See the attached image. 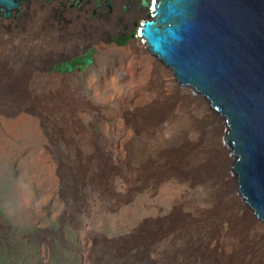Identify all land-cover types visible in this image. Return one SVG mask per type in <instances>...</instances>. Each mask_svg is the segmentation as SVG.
I'll return each instance as SVG.
<instances>
[{"label":"rangeland","instance_id":"rangeland-1","mask_svg":"<svg viewBox=\"0 0 264 264\" xmlns=\"http://www.w3.org/2000/svg\"><path fill=\"white\" fill-rule=\"evenodd\" d=\"M36 7L38 12L50 8L34 0L19 19L29 17ZM69 14L71 22H55L74 26L84 18V13ZM2 21L0 15V264H254L258 255L257 264H264V230L255 225V216H248L240 194L229 191L230 182L217 188L225 190L224 199L234 197L233 207L231 200L227 202L230 209L237 204L235 213L248 223L250 234L241 241L230 215L224 222L204 217L202 212L213 205L202 186L173 203L165 197V187L174 180H147L141 156H160L156 147L165 138L174 144L177 123L187 120L188 110L195 114L198 108L182 104L189 93L179 92L171 71L149 53L159 67L155 78L142 62L130 68L131 55L109 50L111 45L143 43L139 24L123 45L111 41L119 35L117 29L84 24L85 40L54 51L46 42L28 47L16 28ZM93 35L98 37L91 39ZM108 35L111 40L106 43ZM86 44L96 51L93 65L70 74L50 72L61 52L81 50ZM147 72L148 83L162 81L166 73L175 94L152 97V90L148 107L130 104L131 88L145 82ZM56 89H71L82 99L70 104L45 97ZM25 93L28 98L19 102ZM200 107L213 113L206 100ZM149 110L159 122L147 131H134L133 122L146 119ZM68 122L74 125L67 136L63 129ZM216 126L226 147L224 124L217 121ZM84 134L88 139L80 138ZM146 141L151 147L144 150ZM223 156H209L210 165L222 162ZM182 213L184 219L179 218ZM221 252L235 253L224 261L219 259Z\"/></svg>","mask_w":264,"mask_h":264},{"label":"water","instance_id":"water-1","mask_svg":"<svg viewBox=\"0 0 264 264\" xmlns=\"http://www.w3.org/2000/svg\"><path fill=\"white\" fill-rule=\"evenodd\" d=\"M141 41L171 71L178 91L206 100L223 122L226 147L217 171L228 176L248 216L264 227V0H142ZM20 0H0L3 20ZM93 57L68 62L91 66Z\"/></svg>","mask_w":264,"mask_h":264},{"label":"bare ground","instance_id":"bare-ground-1","mask_svg":"<svg viewBox=\"0 0 264 264\" xmlns=\"http://www.w3.org/2000/svg\"><path fill=\"white\" fill-rule=\"evenodd\" d=\"M39 1L41 2V0H39ZM37 9L38 8L36 7L35 12H33L34 9L31 11V13H32L31 15H33L32 17H30L31 16L30 15L27 18H24L22 20L20 19L21 21L18 20V21H20V22H18V24L14 23L15 21H13V20L15 18L2 21V22H6L5 25L12 24L13 28H16V31L20 34V37H21L20 39H23L24 42L26 41L27 44H29L28 47H33L34 45L40 44V43L45 44V42H46L49 46H52L54 51H57V50H62V48L65 45H67V46L68 45H74V44L76 45V43L83 41L87 38L86 33H84L85 28L83 26L84 24H87V22L85 21V18H80L79 23L74 25V26H67V25L66 26H64V25L60 26L58 23L55 22V19L51 16L52 15L51 11H53V13H54V10H52L51 8H48L47 11L45 10L44 12H38ZM74 12L75 11H73V12L70 11L69 16L73 15ZM120 12L121 11H120V5H119L116 9L115 17L114 18L112 17L113 18L112 22L115 23V21H118L116 18V15H118V13H120ZM142 14H144V13L142 12ZM92 24H94V23H92ZM101 25H102V23H101ZM12 26H11V28H12ZM89 26H93V25H89ZM4 27L7 29V26H4ZM108 29L111 30L110 27ZM87 30H88V28H87ZM89 37L91 39L92 38L95 39V37L97 38L98 35H93L92 37L91 36H89ZM44 44H43V46H44ZM143 44L144 43H141V42L140 43L133 42L132 44H130L126 48H117V47L111 45V46H109V50L116 55H126V56L131 55L130 63H129L130 68H132L133 65L138 64L139 62L140 63L142 62V64L144 63L146 65V68L148 69L149 72H153V75L155 78L156 74L158 73L159 67L156 64L155 59L152 58L151 56H149V54H147L149 52H147V49H145L146 48L145 44L144 45ZM5 46L9 47L10 45L5 44ZM68 47H70V46H68ZM33 48H36V47H33ZM40 48L41 47H39V49ZM26 59H29V58H26ZM26 59H24V60H26ZM145 76H146V78L145 77L142 78V80L145 79V82L143 81L139 87L136 88L133 85V87L131 88L132 90L129 89V90H131V93L129 92V94H131V95L130 96L127 95V96L130 97V101L128 100L130 102V104L133 103L135 106H137L139 104H143V106L145 105L144 107H148L150 102L147 101L146 98H147L148 92L150 91V93H151L152 90L155 92V93L153 92L154 95L152 94L153 95L152 97L158 96L160 93H162L163 94L162 97H164V99H165V98L169 97L168 95L173 96L175 94V89H174L173 84L167 85V81H169V79L166 78V77H168V75L166 73H164V75L161 76L162 81L160 80L159 82H155V80H154V83H148L149 76H150L148 72L145 73ZM142 77H143V74H142ZM135 82H137V81H135ZM149 82H150V80H149ZM163 82L165 83V85H163ZM154 84H155V86H152ZM151 86L153 87V89H151ZM175 87H177V86H175ZM56 90H54L55 93H52L53 92L52 91V92L45 94V97H49L51 100L53 98H56V100H54V102L57 101L60 103H62V102L67 103L66 100H68V102L70 104L76 102L77 100L82 99L81 97L76 95L71 89H64V90L63 89H56ZM46 92L47 91L44 90V93H46ZM189 94L186 96L184 95L182 97V104L192 105L191 108H193V107L195 109L198 108V110L195 114H192L195 112V111L191 112V111H193L192 109L188 110L187 111L188 112L187 120L180 125L177 123V129L179 132L178 139L173 144L171 142L169 143L168 139L165 138L164 143L161 144V147L160 146L156 147L157 150L161 149V151H162L161 155L160 156H146V154H144L143 156H141L139 164H141L143 166V168H144L143 171L144 172L146 171L145 173H146L147 178H148L147 180L153 179L154 181H156L158 183L159 182L164 183L165 181H168L171 179L174 180L175 184H172V185L165 187L166 188L165 189V197L169 201H173V203H174V201H176V199L179 200V198H183V197H185V195H189L188 193L191 194V192H189V191H191V189H193L194 187H196L198 185L202 186L207 192V196H208L207 199L210 200L211 202L210 201L209 202L212 203V205H213V207L211 208L210 211L204 210L202 212L204 214V217L205 218L206 217L211 218V219L215 220L216 222H221V221L224 222L225 217L230 215L231 216L230 219L233 222L232 225L235 226L233 228L236 229L235 231L238 234L237 238H238V240H240V238L242 240L244 237H246V235L250 234V233H248L249 232L248 223H247V221L244 220V218H242L241 216H239L238 214L235 213L237 211L236 210L237 204H235L234 210H231L232 208L230 209V207L231 206L233 207V205H234L233 204L234 202L232 201V199L234 197L229 198L231 200V206H230L229 203H227V202H230V200L227 199L228 196L226 198L228 201L226 199H224V196H225L224 191L225 190L217 188L220 185L225 186V182H229V178H228V176H222V171H217L218 166L221 164V162H216L215 164L212 165L213 167L210 165V164H212L211 163L212 161L210 158L219 157L221 159V156L225 152V146L223 145L222 140L217 136V126H216L217 121L214 120L213 113L210 112L209 109H207L206 107H203V108L200 107L203 100L197 102V94H195V93H193V94L191 93L190 95ZM96 96H97V94H96ZM27 98H28V94L25 93L24 95H22L18 98L19 99L18 101L19 102H20V100L25 101ZM46 104H47V102H46ZM133 106H131V107H133ZM144 107H141V108H144ZM134 109H136V107ZM145 109H147V108H145ZM146 116H147V118L144 120H140V121L138 120V121L133 122L134 123V125H133L134 131H140V130L141 131H143V130L147 131L149 129V127H151V126H153L159 122V117H156L157 115L155 113H153L151 110L146 112ZM68 123L70 125H68V127H64V129H63L64 133L67 136L69 135V130H72L71 125H74L73 122H68ZM66 124L67 123H65V125ZM87 130L88 129L85 127L82 128L83 132H87ZM131 135L132 134L130 131V133H128L126 135V137L124 138V139H126V140H124L126 142V144L129 142L128 140L131 137ZM80 138L88 139V135L87 134L81 135ZM124 141L121 142V145L125 144ZM146 143H147V141H146ZM144 145H146L144 147L142 146L144 150H146L145 148L147 146L151 147L150 143H147ZM209 156H212V157H209ZM136 161H138V160H136ZM213 162H215V161H213ZM146 175H144V178ZM174 205H175V207H177L176 204H174ZM174 205H173V207H174ZM176 213H174V214H176ZM184 214L182 213L181 215H179V218L184 219L186 217ZM260 230H264V227H260ZM250 238L248 237V239H250ZM246 240L247 239H245L244 241H246ZM232 250H233V248H232ZM234 253L235 252L231 253L230 255H229V253H227L225 255V253L222 254V252H221L222 255H220L219 259H223L225 261V258L229 259V257L234 255ZM263 256H264V254H263ZM253 258H254L253 259L254 264H257L258 262H260V256L259 255L257 257L255 256Z\"/></svg>","mask_w":264,"mask_h":264},{"label":"flooded vegetation","instance_id":"flooded-vegetation-1","mask_svg":"<svg viewBox=\"0 0 264 264\" xmlns=\"http://www.w3.org/2000/svg\"><path fill=\"white\" fill-rule=\"evenodd\" d=\"M43 3L47 6H50L52 10H54V17L57 22H71L67 17V14L70 11L84 13V18L87 24L96 26V27H104L109 26L112 29H117L119 31V35L111 37L106 36L104 41L109 43L111 40L115 42L125 41L129 36H132V30L138 24L143 22L144 19V7L142 5V0H42ZM22 4V8L20 11L15 13L14 20H20V17H23L27 14L29 10H31L32 4L34 0H20ZM120 5V13L116 15L118 21H113V18L116 14V9ZM135 11V12H134ZM113 17V18H112ZM94 23V24H92ZM102 23V25H101ZM110 23V24H109ZM112 23V24H111ZM99 25V26H98ZM117 44V43H116ZM96 51L91 44H86L81 50H70L66 52H61L60 60L54 62L51 65L50 72H56L63 74L58 71L59 68L65 66L68 62H75L77 59H84L88 56L93 57L95 62ZM93 62V64H94ZM92 64V65H93ZM75 70L83 71L87 68H82L79 65H75ZM72 72V73H73ZM70 74V73H66Z\"/></svg>","mask_w":264,"mask_h":264},{"label":"trees","instance_id":"trees-1","mask_svg":"<svg viewBox=\"0 0 264 264\" xmlns=\"http://www.w3.org/2000/svg\"><path fill=\"white\" fill-rule=\"evenodd\" d=\"M124 42H125V41H119V40L116 41V43H117L118 45H123Z\"/></svg>","mask_w":264,"mask_h":264},{"label":"built area","instance_id":"built-area-1","mask_svg":"<svg viewBox=\"0 0 264 264\" xmlns=\"http://www.w3.org/2000/svg\"><path fill=\"white\" fill-rule=\"evenodd\" d=\"M140 36V35H139Z\"/></svg>","mask_w":264,"mask_h":264}]
</instances>
